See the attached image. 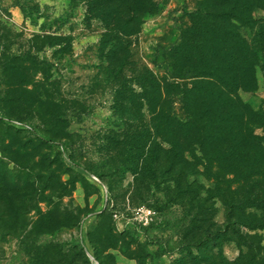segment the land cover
Masks as SVG:
<instances>
[{
    "label": "rangeland",
    "instance_id": "rangeland-1",
    "mask_svg": "<svg viewBox=\"0 0 264 264\" xmlns=\"http://www.w3.org/2000/svg\"><path fill=\"white\" fill-rule=\"evenodd\" d=\"M150 3L86 15L83 0H0V264H85L77 243L89 264H232L239 253L263 264L264 229L250 226L264 208L231 203L246 191L231 172L248 159L226 163L212 140L199 148L197 122L168 141L155 123L220 108L194 89L205 60L173 51L189 28L202 39L195 10L248 17L233 26L253 78L230 80L241 103L264 109V0ZM216 33L222 62L230 42ZM146 70L163 90L152 111L140 97Z\"/></svg>",
    "mask_w": 264,
    "mask_h": 264
},
{
    "label": "trees",
    "instance_id": "trees-1",
    "mask_svg": "<svg viewBox=\"0 0 264 264\" xmlns=\"http://www.w3.org/2000/svg\"><path fill=\"white\" fill-rule=\"evenodd\" d=\"M83 1L86 2V15H123L121 11L123 8L127 15H136L134 6H139L138 8H142L144 12L149 11L151 6V0ZM244 7H246V5H244ZM233 10L234 9L229 8L228 11L225 12L226 15H194L197 13L195 10L192 12L194 14L191 15V13L189 16L192 23L197 22L201 25V33L205 30L202 39L194 43V38L188 34L191 32V28H189L185 32L187 34L182 35L178 46L173 50L174 53L177 51L182 52L184 54V59L188 60L190 56L187 54L196 50L195 59L197 60V58H199V60H205L204 69L195 72V76L199 77L201 81L195 83L194 89H199L200 91H198V93L206 99H208V96H206L204 92H206L207 95L208 93L213 94L219 102L220 108L212 113L210 108L211 105L208 104L201 119H196L194 116L189 115V117L181 121L171 115H162L160 120L155 123V127H158L159 124V127L164 130L166 140L168 141L170 139L168 136L172 133V127H178L179 132L184 134L182 136L185 138L189 135L188 131L192 125L197 122L198 126L195 131V139L196 145H198L199 148H202L206 140H212L216 142L218 146L216 157L219 156L229 161L226 163H231L233 160L248 159V169L240 170L239 168H233L231 172L232 175L235 176L234 183H243L246 189L244 195H238L236 194L237 192H234L231 203L233 205L259 209L264 208V109L260 108L253 110L235 97L230 78L235 79L238 74L242 79H246L247 82H250L253 78L254 63L247 60L248 46L233 26L235 21L242 25H247L249 19L245 15H240V13H233ZM213 18L220 19L224 25L218 26L219 23L215 24ZM213 22L215 25L212 26L215 31H210V26ZM114 23L118 24V19H114ZM217 28L221 31L219 34H222V39L226 38L227 41L230 42V49L219 57L224 60L222 62L216 58L215 53V47L218 43L215 40V37L217 38V36H215V34H217ZM117 31L122 35L124 34L118 29ZM116 41H118L117 37ZM117 43L118 42H116V44ZM188 49H191V51H188ZM233 50L235 52H233ZM235 62L239 63V65L235 66ZM218 72H223L224 74L220 75ZM158 80V77L149 70H146L145 75L139 78L142 92L140 97L149 111H152L154 105L159 103L162 95L161 92H163ZM190 91L193 90L185 88V93ZM222 106H227L228 109ZM237 120L240 121V124L236 123ZM27 128L31 127L27 126ZM255 128H260V135L254 134ZM212 129H214V132H212ZM45 140H47L49 144H55L50 138ZM58 145L62 151H67V156L70 155L69 146L66 143H58ZM238 174H240V177L237 176ZM218 196H220V194ZM252 220H258L260 223L254 221L252 223L253 226H250V230L258 228L264 229V218L254 217ZM74 247L79 251L82 262L89 264L87 257L82 251L81 245L77 243ZM259 258L264 264V255H259ZM231 263L255 264V261L253 257L247 260V258L239 253L237 257L231 260ZM43 264H46L45 260Z\"/></svg>",
    "mask_w": 264,
    "mask_h": 264
},
{
    "label": "built area",
    "instance_id": "built-area-1",
    "mask_svg": "<svg viewBox=\"0 0 264 264\" xmlns=\"http://www.w3.org/2000/svg\"><path fill=\"white\" fill-rule=\"evenodd\" d=\"M92 178H93L94 181L100 183L99 180H98L96 177H92ZM147 212H148V211H147Z\"/></svg>",
    "mask_w": 264,
    "mask_h": 264
}]
</instances>
